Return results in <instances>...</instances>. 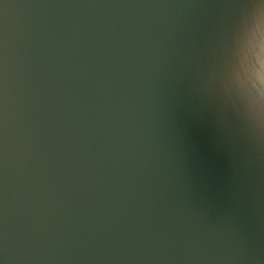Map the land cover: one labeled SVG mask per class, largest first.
<instances>
[{
  "label": "water",
  "instance_id": "water-1",
  "mask_svg": "<svg viewBox=\"0 0 264 264\" xmlns=\"http://www.w3.org/2000/svg\"><path fill=\"white\" fill-rule=\"evenodd\" d=\"M264 0H0V264H264Z\"/></svg>",
  "mask_w": 264,
  "mask_h": 264
},
{
  "label": "flooded vegetation",
  "instance_id": "flooded-vegetation-1",
  "mask_svg": "<svg viewBox=\"0 0 264 264\" xmlns=\"http://www.w3.org/2000/svg\"><path fill=\"white\" fill-rule=\"evenodd\" d=\"M263 70H264V68H263ZM263 70H262V72H263ZM261 86L263 88V93H264V80L261 82Z\"/></svg>",
  "mask_w": 264,
  "mask_h": 264
}]
</instances>
